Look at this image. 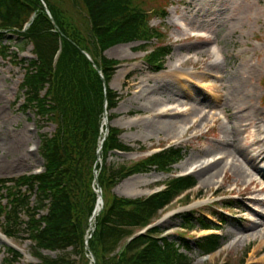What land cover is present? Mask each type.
Listing matches in <instances>:
<instances>
[{
  "label": "rangeland",
  "instance_id": "1",
  "mask_svg": "<svg viewBox=\"0 0 264 264\" xmlns=\"http://www.w3.org/2000/svg\"><path fill=\"white\" fill-rule=\"evenodd\" d=\"M53 1L68 9L76 23L83 26L81 0ZM139 3L149 13L153 12L151 27L159 30L161 37L150 43L118 45L104 52L107 58L120 62L110 88L118 93L121 101L117 108L109 111L112 117L109 125L122 130L121 140L135 150L125 155L109 153L107 165L131 166L172 145L182 146L183 160L167 173L153 170L129 177L106 191V196L147 197L164 188L172 177L181 175L190 165L222 155V165L208 174L217 172V176L203 182L196 173L192 174L198 185L190 191V203L185 199L175 200L161 211L155 224L161 227L163 236L177 242L185 257L192 260L201 254L198 239L209 233L199 230L198 221H194V231L185 232L181 217L197 212V217L202 214L213 226L221 228L220 233L229 241L220 257L205 264H264L261 237L251 246H246L244 241L251 234L249 220L259 222L255 234L264 232V219L256 213H264V174L255 168V164L264 168V144L260 142L264 138V0H139ZM178 19L187 20L193 29L204 30L213 38L204 42L180 33L175 24ZM212 43H216L223 54L224 60L219 63H215L209 53ZM16 44H20V52L13 50ZM144 44L148 46L142 48ZM2 45L5 48L0 47V97L3 98L0 112L4 117L0 119V179H13L45 167L38 148L44 136L55 132V126L39 117L36 109L27 107L25 91L21 90L24 68L20 60L33 57L32 46L19 43L17 35L13 34H8ZM160 47L172 50L165 57L164 69L157 71L147 64L145 57ZM214 63L218 66H210ZM171 64L194 75L172 78ZM171 81L175 83L172 87H164ZM215 95L220 96L219 101L215 100ZM176 99L201 112L202 119L192 123L187 131L179 128V119L175 117L173 126L168 129L155 124V116ZM219 114L225 119L221 120ZM188 117L180 120L185 122ZM254 121L260 127H242ZM235 125L239 126L238 132L233 130ZM24 132L28 133L26 140L22 139ZM28 145L36 150L24 152ZM24 154L27 156L22 159ZM222 166H226L223 171ZM237 169L252 175V183L245 174L238 176ZM221 186L224 189H220ZM233 224L246 228L237 230ZM2 225L0 221V230ZM27 238L23 232L14 240L0 233V264H8L12 257H19L21 264L37 263L34 248ZM184 244L190 249L182 248ZM43 254L57 258L62 252ZM72 258L79 259L74 254Z\"/></svg>",
  "mask_w": 264,
  "mask_h": 264
},
{
  "label": "trees",
  "instance_id": "2",
  "mask_svg": "<svg viewBox=\"0 0 264 264\" xmlns=\"http://www.w3.org/2000/svg\"><path fill=\"white\" fill-rule=\"evenodd\" d=\"M45 2L57 24V32L48 17ZM75 1V0H73ZM84 8L83 26L77 24L68 9L53 0H0V44L7 33L17 34L21 41L34 45L36 60L26 68L24 88L27 103L42 117L56 125L51 137L41 146L45 159L44 173L0 181V221L8 238L20 231L29 234L35 247L37 264H90L85 251L89 220L95 210L97 194L94 190V165L101 137L100 128L105 104L100 69L109 84L118 61L108 59L109 48L134 41H149L158 36L150 27V17L139 0H81ZM59 4V5H58ZM35 15L27 31L21 29ZM62 44L61 55L53 67V57ZM87 52L93 61L82 53ZM170 53L159 48L147 56L151 66L162 67L163 58ZM47 88L45 96L42 92ZM119 96L108 88V110L118 105ZM120 131L110 128L103 148V166L99 182L104 194V208L96 218V229L89 246L97 264H189L177 242L160 237L158 228L129 238L148 226L160 209L182 191L195 184L193 177L174 179L167 191L148 199H128L106 196L121 180L154 167L166 170L182 158V148H171L140 161L128 168L115 169L107 165L113 150L132 151L119 139ZM100 166H98V169ZM3 192L6 193L5 197ZM36 195L34 205L31 198ZM48 209V214L39 216ZM28 219L23 221L22 217ZM184 226L192 228L196 218L182 217ZM201 226L211 227L204 217ZM25 226V229H22ZM221 244L218 236L201 239L199 247L210 251ZM185 248H189L184 244ZM42 251L62 252L57 258ZM79 257L73 259L72 255ZM8 264H20L15 258Z\"/></svg>",
  "mask_w": 264,
  "mask_h": 264
},
{
  "label": "bare ground",
  "instance_id": "3",
  "mask_svg": "<svg viewBox=\"0 0 264 264\" xmlns=\"http://www.w3.org/2000/svg\"><path fill=\"white\" fill-rule=\"evenodd\" d=\"M185 23H189L187 20H183V22H181V24H182V26H185V28L186 29H184V34L187 32V31H192V32H203V31H195V30H192V29H187V26H186V24ZM191 26H193L192 25V23H189ZM204 42H206V41H204ZM208 42V41H207ZM214 50H215V52H214V54H215V57L216 56H219L220 54L218 53V50H217V48H214ZM207 55V54H206ZM170 67L171 68H174L173 69V71H172V73H170L171 74V77L172 78H175V79H177V77L179 78V77H187V78H190L192 75H194V74H189V73H183V72H180L181 70V68L182 67H178V66H176V65H174V64H171L170 65ZM177 67L179 68V69H177ZM213 67H216V66H213ZM173 74V75H172ZM2 79V76H1V78H0V80ZM171 79V78H170ZM175 82V81H174ZM176 83H177V81H176ZM173 84H175V83H172V81L171 82H168V83H166L165 85H164V87H172V85ZM161 86V85H160ZM161 88H163V87H161ZM181 94H183L182 92H180ZM215 96H217V95H215ZM179 98V97H178ZM219 99H220V96L218 97H215V100L216 101H219ZM2 100H3V98H1L0 97V102H2ZM170 104V103H169ZM173 104H177L178 106L176 107V108H173V109H162L161 111V113H158L156 116H155V124L156 125H164L167 129L169 128V127H172L173 125H171L172 123H173V121H172V118H178L179 119V122H180V125H179V128H183V127H185V130H187L188 128H190L189 126H190V124H192V123H195V122H197L198 121V119L200 118L199 116L201 115V112L200 111H198V110H194V109H192V107H190L189 108V106L188 105H184L181 101H179V99H176V102H174ZM183 107V108H182ZM186 107H188V109L186 110L185 108ZM217 107H215L214 109H216ZM203 111V110H202ZM188 116H190V117H188ZM3 115H2V113L0 112V119H3ZM184 117H188V118H186V121L185 122H183V120H180L181 118H184ZM202 119V118H201ZM189 125V126H188ZM251 125H255L256 127H260L259 126V123H257V121H254V122H252V123H249V124H244V125H242V127H247V126H251ZM233 130H235V132H238L239 131V126H236L235 125V127H233ZM226 136L227 135H225L224 137L226 138ZM28 138V133H23V136H22V139L23 140H26ZM262 142H264V139L263 140H261ZM226 142L227 143H230L231 144V142L230 141H227L226 140ZM6 143H10V142H7L6 141ZM232 145V144H231ZM11 147H13V149H16V147L15 146H11ZM10 147V148H11ZM9 148V149H10ZM28 151H29V145L28 146H26V148H25V150H24V152H26V153H28ZM27 155L26 154H24V156H22V159H24L25 157H26ZM248 158V161L250 162H252V163H254L253 161V159L251 158V157H247ZM217 165H222V162H221V160L220 161H215V162H211V163H208V164H204V165H200V166H198L199 167V169H197V170H195V172H196V174L198 175V176H200L201 178H202V181L203 182H207V181H209L210 179H214L216 176H217V172H214L213 174H211V175H208L209 173H211L216 167H218ZM225 167L226 166H222V168H220L221 169V171H223L224 169H225ZM255 168L257 169V171L259 172V173H262V174H264V168H261V167H259V166H256V164H255ZM236 173L238 174V176H242L243 174H245L246 176H247V178H249L248 179V181L250 182V183H252V181H253V176L252 175H250V174H247L245 171H240L239 169H237L236 170ZM208 175V176H207ZM225 176H226V172H225ZM220 189H224V186H221L220 187ZM263 191V189L261 190V192ZM120 194H122V193H120ZM123 195H126V196H134V195H131V194H123ZM101 205V204H100ZM98 209H99V206H98ZM257 214H259L263 219H264V213L262 214V213H260V212H256ZM234 228H236L237 230H245V228H246V226H244V225H240V224H233L232 225ZM258 225L255 223V222H253V225L251 226V234L250 235H248L247 237H245V239H244V241L245 242H250V241H252L254 238H256V237H258V234L259 233H257V234H255L256 232H257V229L256 228H258L257 227ZM264 243V242H263ZM257 253V251L255 252V254Z\"/></svg>",
  "mask_w": 264,
  "mask_h": 264
},
{
  "label": "water",
  "instance_id": "4",
  "mask_svg": "<svg viewBox=\"0 0 264 264\" xmlns=\"http://www.w3.org/2000/svg\"><path fill=\"white\" fill-rule=\"evenodd\" d=\"M105 87H106V84H105ZM104 118H105V119L107 118L106 113H105V115H104ZM100 156H101V149L98 150V158H100ZM95 174H96L95 179H96V181H97V173L95 172ZM101 195H102V193H101V191H100V192H99V196L101 197ZM96 215H97V213L94 214V216H96ZM90 229H91V231H94V228H93V226H92V221H91V223H90ZM87 249L90 250V249H89V246H87Z\"/></svg>",
  "mask_w": 264,
  "mask_h": 264
}]
</instances>
